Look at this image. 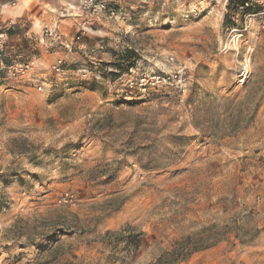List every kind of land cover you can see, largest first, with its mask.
<instances>
[{"label": "rangeland", "instance_id": "1", "mask_svg": "<svg viewBox=\"0 0 264 264\" xmlns=\"http://www.w3.org/2000/svg\"><path fill=\"white\" fill-rule=\"evenodd\" d=\"M84 1L0 0V264H264V0Z\"/></svg>", "mask_w": 264, "mask_h": 264}, {"label": "crops", "instance_id": "2", "mask_svg": "<svg viewBox=\"0 0 264 264\" xmlns=\"http://www.w3.org/2000/svg\"><path fill=\"white\" fill-rule=\"evenodd\" d=\"M42 3H39V12L41 13V11H48V10H58V9H63V10H67V6L69 5V0H41ZM40 15L43 14H39V18Z\"/></svg>", "mask_w": 264, "mask_h": 264}, {"label": "built area", "instance_id": "3", "mask_svg": "<svg viewBox=\"0 0 264 264\" xmlns=\"http://www.w3.org/2000/svg\"><path fill=\"white\" fill-rule=\"evenodd\" d=\"M85 9H88V10H103V9H106V3L104 0H85ZM59 70V68H58Z\"/></svg>", "mask_w": 264, "mask_h": 264}, {"label": "trees", "instance_id": "4", "mask_svg": "<svg viewBox=\"0 0 264 264\" xmlns=\"http://www.w3.org/2000/svg\"><path fill=\"white\" fill-rule=\"evenodd\" d=\"M249 0H231L230 2V9H232V7H234L233 12L237 11V7L240 6H244L246 2H248ZM232 5V6H231ZM246 10H249V8H247ZM133 52V51H131Z\"/></svg>", "mask_w": 264, "mask_h": 264}, {"label": "bare ground", "instance_id": "5", "mask_svg": "<svg viewBox=\"0 0 264 264\" xmlns=\"http://www.w3.org/2000/svg\"><path fill=\"white\" fill-rule=\"evenodd\" d=\"M248 73H249L248 69H245V70L243 71V74H242V75H243V76H244V75L246 76ZM246 77H247V76H246Z\"/></svg>", "mask_w": 264, "mask_h": 264}]
</instances>
